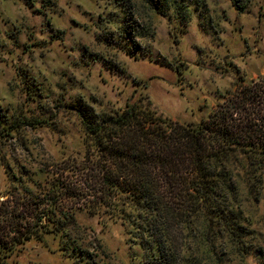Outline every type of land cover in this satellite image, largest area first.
Here are the masks:
<instances>
[{
	"label": "rangeland",
	"instance_id": "obj_1",
	"mask_svg": "<svg viewBox=\"0 0 264 264\" xmlns=\"http://www.w3.org/2000/svg\"><path fill=\"white\" fill-rule=\"evenodd\" d=\"M174 1L0 0L1 215L11 208L4 171L19 185L29 172L51 175L59 163L72 168L82 159L75 105L113 114L139 103L196 124L237 82L264 79V0H236L240 7L193 0L179 15ZM248 208L253 249L260 252L239 264H264V192ZM72 215L67 233L92 253V264L136 263L120 221L86 208ZM0 225L5 243L13 226L5 218ZM13 255L10 264L85 263L80 255H63L52 235Z\"/></svg>",
	"mask_w": 264,
	"mask_h": 264
},
{
	"label": "trees",
	"instance_id": "obj_2",
	"mask_svg": "<svg viewBox=\"0 0 264 264\" xmlns=\"http://www.w3.org/2000/svg\"><path fill=\"white\" fill-rule=\"evenodd\" d=\"M192 1L175 0L174 14ZM262 94L264 79L237 82L196 124L177 123L139 103L113 114L75 105L85 144L75 166L59 163L51 175L29 172L19 185L4 171L11 208L0 220L13 227L0 241V264H10L14 253L44 235L58 240L63 255L92 264V253L67 233L66 221L85 208L121 222L136 249L135 264H239L259 253L248 206L264 192Z\"/></svg>",
	"mask_w": 264,
	"mask_h": 264
}]
</instances>
